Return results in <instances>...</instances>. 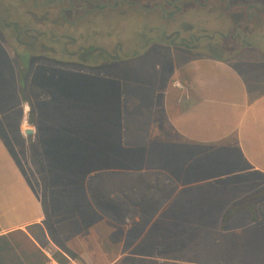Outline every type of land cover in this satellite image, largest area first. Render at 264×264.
<instances>
[{"label": "rangeland", "instance_id": "1", "mask_svg": "<svg viewBox=\"0 0 264 264\" xmlns=\"http://www.w3.org/2000/svg\"><path fill=\"white\" fill-rule=\"evenodd\" d=\"M45 1L37 0L40 6L34 8L35 2L31 0H14L16 5L14 2V4L10 3V0H0V47L4 48L9 56H12L13 63L17 68L19 67L18 60L20 55L24 54L25 48L30 47L34 51L32 55L33 66L40 63H48L46 65L58 64L66 65L65 67L70 66L67 64L73 63L67 59L68 56L70 58H73V56L67 54L77 52L81 45H85L89 50L108 49L111 53L110 55H118L117 51L120 48L126 51L127 47H132L127 52V55L121 52L120 56H131L120 60L118 64L115 61L113 62L111 58L107 59L109 61L100 60L97 58L99 55H96V58L92 61L89 60V63H82L81 65L83 66L76 68L86 70L95 68L97 72L95 70L92 71L102 76L108 78L117 76L120 80L124 78L128 85H131L132 92L135 95L134 98L140 102V106H145L146 108L150 107L143 105L142 101L138 99L140 92L145 89L142 94L150 95V99L151 95L157 92V87L160 89L161 86H166L168 83L167 78L171 76L169 70L173 69L176 58L182 59L183 62L190 58L205 56L230 58L232 64L240 67V70L245 73L250 85L254 86V75L247 70L248 67L242 66L243 64H241L240 60L245 58V62H250L255 61L257 58L252 55L253 52L248 50L238 52V45L240 44L233 46L224 40L227 30L226 17L223 18L221 14L217 13H222L223 8L221 7L223 6H221L222 4H217L216 0H210L209 7L191 4L189 7L192 6L194 9L191 10L190 15L183 17L179 13L175 21L164 20L165 24H163L166 26L175 24L179 26L180 24L186 30L195 29L191 33H183L184 38L178 39L179 42H181L182 38L185 39L184 41L187 43L184 44V47L190 44V41L193 43L191 40L192 35L204 40L202 41L203 45L211 46L210 48L203 47L196 52H191L186 48L173 49L169 48V46L157 45L159 43L148 45L151 40L150 37L153 38L149 32L157 33V29L152 30V28L155 24H158L159 20L157 18L161 16V9L155 8L156 2L154 0H132L136 3H143L145 7L152 9L151 12L154 11V14L147 13L138 4L130 5L132 3L127 4L123 0H118L120 8L117 10L108 6L107 9L98 10L85 4L74 2L76 7L71 11L66 10L70 7L67 0L60 4L53 2L50 5L45 4ZM116 1L112 0L109 3L113 6ZM170 1L173 2L174 0ZM198 1L206 3V0ZM209 8L212 11L211 17L210 15L206 16ZM63 9L66 10L65 15L62 14ZM125 11H129V13L127 12L128 14L124 15L123 12ZM171 12H173L172 8L166 7V14ZM236 12L235 10L234 13L238 15ZM262 16L264 17V13ZM125 17L126 19L124 20ZM210 19L211 27L208 23ZM238 19L235 20L237 21ZM127 20L132 22L133 26L129 23L128 25ZM73 24L75 27H73ZM139 24L144 25V31H140L141 29L137 28ZM246 24L247 22H244V25ZM200 29H205L206 31H201ZM13 31L17 32L16 36L23 43L24 48L21 50L18 49L20 45L15 41ZM173 31L168 28L164 34H157V37L165 41V36L171 35ZM82 32L86 33L85 36L82 35ZM33 35L36 38H32ZM146 36L148 37L146 38ZM69 37L77 38L78 40L75 45L67 49L65 46L70 45L71 41ZM81 38L83 39L82 42ZM85 39L89 41L87 44ZM208 39H212L211 42L213 44H208ZM260 40L262 39L251 38L252 42H257V44L260 42L264 45ZM223 42L226 43V47L231 49L237 46V51H224L222 49ZM144 48H147V50L152 49V51H143ZM51 51L54 54L48 56L47 53ZM89 56L87 55V57ZM4 60L9 66V59L5 58ZM110 64H115L116 66L104 67ZM50 69L47 74L43 73L39 77V83L43 90L40 94H44L43 96L46 97V100L39 101V103L46 108V113H49V119L41 120L43 128L54 127V124H60L61 120L64 121L69 114L75 113L74 111L83 110L85 105L83 98L89 97L87 102L90 100L100 101L102 94L108 95L113 91L111 83L115 82L114 79H111V81L99 79L94 84L93 78L78 76L76 72L62 71L59 66H53ZM263 74V70H260L255 73V78L261 79ZM260 83L261 86L257 87V89L264 91V84ZM17 93L19 92L17 91ZM31 93L32 87L28 76L27 86L21 98V110L24 114H27L26 117H28L29 122L32 114ZM144 97L149 100L146 96ZM99 104L98 108L101 110L108 105L103 100ZM18 106L16 105V110H19ZM87 106L86 109L89 110L93 105L87 104ZM150 109L154 110L152 106ZM57 120L58 123L56 122ZM150 126H152V120ZM168 147L163 146L159 150H154L156 148L152 149L150 151V160L154 164L159 161L170 160L188 161L193 159L205 163L216 161L220 165L213 168L206 167L207 170L205 172L209 171L208 174L211 178L212 176L233 175L230 179L231 183L226 185L223 183H203L206 178L200 176L195 180L200 183L194 184V181L189 182L183 177L174 176L175 169L172 167L160 169L165 173V175L161 176L163 179L161 185L165 183V190L169 194L174 195L175 191L180 188L184 190L181 193L179 192L175 199L168 201L165 209L160 214L144 217L145 219L135 217L129 210L126 212V209L122 220H118L111 213H108L105 209L110 207L109 202L118 199L120 194L105 192L96 201L83 189L70 190L64 195L69 197L65 203L74 205L71 209L72 212L79 214V211L84 210L88 213V209L91 208L92 213L86 215L88 229L85 234L70 246L72 252L79 259L71 258L82 264H117L121 260L126 262V264H264V244L262 241L264 238V175L245 172V168L241 163L238 164L239 167H228L226 170V161L230 160L237 164L239 157L236 153H226L221 150L220 147L222 146H210V148L198 146L193 150H184L177 153L169 151ZM160 170L155 171L160 172ZM205 174L208 175L207 173ZM156 176L147 177L149 179L147 181L157 183L158 177ZM237 180L243 181V184H238ZM66 181L69 182L68 180ZM190 186H193L192 190H186ZM218 187L224 189V191L216 190ZM62 194L57 193V197L60 198ZM152 194L157 197L156 192ZM252 194H258L260 197L256 214L259 221L262 220L263 223L259 226L256 224L258 227H254L251 224V213L244 211L237 214L227 226L223 227L222 218L227 206ZM47 202L48 208L52 212L55 205L53 200L48 201V192ZM61 203L62 200H56L57 205ZM66 216V220L58 222L57 227L62 237L68 240L80 230L81 226L75 217L69 218ZM255 228L263 232V238H259L257 240L258 243H254V246L248 245L242 248L234 246L233 241L242 242L247 237L248 232L252 231V229L255 230ZM254 237L255 234L252 233L249 236L250 241H254ZM219 245L224 250L217 249ZM48 246L51 247V243ZM57 254L60 255L61 253L57 252Z\"/></svg>", "mask_w": 264, "mask_h": 264}, {"label": "crops", "instance_id": "2", "mask_svg": "<svg viewBox=\"0 0 264 264\" xmlns=\"http://www.w3.org/2000/svg\"><path fill=\"white\" fill-rule=\"evenodd\" d=\"M150 51L152 49L146 52ZM252 55L257 58L255 61L245 62L244 58L240 62L254 75V86L247 81V76L240 67L232 64L230 58L205 56L190 58L184 62L176 58L173 69L169 70L171 76L167 78L166 86H161L160 89L157 87V92L150 99V95L142 94L145 89L140 92L138 99L154 110L152 126L148 132L145 131L147 142L135 145L134 142H127L130 130L125 123L126 98L135 95L124 78L120 80L117 76H102L96 73L95 68L86 70L76 68L79 66L46 65L48 63L32 65L29 75L32 114L29 122L27 114L21 110L23 91L18 68L14 65L12 56L0 47V236L18 230L26 231L31 225L45 222L42 182L31 160L32 145L42 160L43 172L47 176L48 201L53 200L55 205L52 212L49 210L52 221L60 238L69 248L88 229L86 215L91 213V208L88 213L84 210L79 211V214L73 213L71 209L74 205L65 203L69 197L64 193L79 188L92 197L89 184L100 173L118 176L119 182L125 185L124 188L117 185L113 187L112 194H120L118 199L112 200L113 203L120 204L124 198L128 199L127 196L131 197L132 192L137 194L136 197L141 195L152 198L147 204L137 201L139 198L127 202L126 212L129 210L139 219L160 214L168 201L175 199L184 190L180 188L174 195L169 194L165 190V183L161 185V176L165 173L160 169L172 167L175 169L174 176L194 181V184L200 183L195 181L200 176L206 178L203 183H231L233 175L211 178L209 171L205 172L206 167L220 165L216 161L205 163L193 159L170 160L154 164L150 160V151L154 148L159 150L163 146H169V151L177 153L193 150L198 146H222L221 150L236 153L239 157L237 164L227 160L226 170L228 167H239L238 164L241 163L245 172L264 175V91L257 89L261 86L260 82L264 84V74L261 79L255 78V73L260 70L264 72V48L263 52L253 51ZM5 58L9 59V66ZM53 66L61 67L62 71L76 72L78 76L93 78L94 84L99 79H114L115 82H110L113 91L108 95L102 94L100 101L87 102L89 97L83 98V110L74 111L64 121L61 120L60 124H54V127L43 128L41 120L49 119V113L39 103L46 100L44 94H40L43 90L39 77L43 73L47 74ZM115 66L110 64L104 67ZM102 100L108 105L101 110L98 106ZM87 104L93 106L87 110ZM16 105H19V110H16ZM28 130L32 131L31 135L27 134ZM155 175L158 177L157 183L147 181V177ZM236 182L243 184L240 180ZM192 187H187L186 190H192ZM216 190L224 191L219 187ZM155 192L157 197L152 194ZM57 193L63 194L59 198ZM57 199L62 200L60 205L56 204ZM134 201L139 205L136 206ZM154 201L166 203L156 208L153 207ZM142 207L149 209L140 210ZM105 210L111 213L108 209ZM114 213L113 211L111 215L116 218ZM65 215L75 217L81 226L68 240L62 237L57 227L58 222L66 220Z\"/></svg>", "mask_w": 264, "mask_h": 264}, {"label": "trees", "instance_id": "3", "mask_svg": "<svg viewBox=\"0 0 264 264\" xmlns=\"http://www.w3.org/2000/svg\"><path fill=\"white\" fill-rule=\"evenodd\" d=\"M73 2H79L93 8L104 7L109 4L112 0H72ZM33 58L30 55L21 54L20 59L18 60V74L19 82L22 87V91L25 90L27 86V79L31 72ZM135 97V96H134ZM134 97H127L125 104V123L130 134L128 135L127 142H134L135 145L142 144L147 142V135L145 133L149 131L151 124L152 109H147L143 106H140V102ZM133 132V133H132ZM132 133V134H131ZM31 160L34 166L36 167L37 173L42 182V194H43V208L45 213V222L44 224H34L26 228V231L18 230L10 232L8 234L0 236V264H46V258L44 257L42 251L40 250L39 244L42 247L48 246L51 242L56 245L59 249L65 252L68 256L79 259L72 250L62 241L58 231L52 221V217L48 208L47 202V176L43 172V164L40 157L37 155V152L34 146H31ZM111 173H100L96 175L90 181V188L92 189V198L98 200L103 192L112 193L113 187L121 186L124 188V184H121L118 179V176L113 177ZM112 182H115L112 184ZM122 188V189H123ZM136 193H131V197L128 199H123L120 204L109 202L110 207L107 208L108 211H114L115 217L123 219L122 211L126 209L127 202H132L133 198H139L137 201L147 204L152 201V198L147 196L136 197ZM260 197L258 194L248 195L242 199H239L235 202L230 203L226 212L222 218V226H227L233 218L240 212L247 211L251 213V224L254 227H258L263 223L262 220L259 221L258 215L256 214L258 202ZM136 206L139 203L134 201ZM154 206L158 208V205H164L166 201L153 202ZM117 209V210H116ZM148 210L147 208H140V210ZM114 216V215H113ZM258 226H257V225ZM262 230L258 231V228L252 231H249L247 237H245L242 242H234V246L242 248L245 246H254V243H258V239L263 236ZM254 233V241H250L249 236ZM263 238V237H262ZM264 244V238L262 239ZM217 249L224 250L222 246L219 245ZM56 257L60 259L61 262H67V259L61 254L56 253ZM117 264H126V262L120 261Z\"/></svg>", "mask_w": 264, "mask_h": 264}, {"label": "flooded vegetation", "instance_id": "4", "mask_svg": "<svg viewBox=\"0 0 264 264\" xmlns=\"http://www.w3.org/2000/svg\"><path fill=\"white\" fill-rule=\"evenodd\" d=\"M31 1L35 2L33 5L34 8H38L40 6V4L37 2V0H31ZM63 1L64 0H59V1L46 0L45 4L50 5V3H53V2L60 4ZM123 1H124V3H127V4L132 3L130 5L138 4L141 8H143V10L147 11V13H149V14L155 13L154 11L151 12L152 9L145 7V5H143V3H136L132 0H123ZM13 2H14V0H10V3H12V4L15 3V5H16V2H14V3ZM154 2H156L155 8L161 9V16L157 18L159 20L158 24H155L154 27L152 28V30L157 29V33L149 32L150 36H153V38L149 36L151 40L148 43V45H150L151 43L152 44L159 43L157 45H162V46L165 45V46H169V48H173V49L186 48V49H189V51H191V52H196V51L202 49L203 47H209V48L211 47L210 45H203L202 41H204V40H202L200 38L198 39L194 35L191 36V40L193 41V43H191V41H190L189 42L190 44H187V46L184 47V44H186L187 42H185L184 41L185 39H183L184 38L183 33H187V32L191 33V31H193L195 29L186 30L185 27L183 28V26L180 24H179V26H177L176 24L170 25V26L164 25L165 24L164 20L169 19V21H172V20L175 21L177 16L179 15V13L183 17L190 15L191 10L194 9L192 6L189 7V5H191V4H200V5H202V7H205V6L209 7L210 0H206V3L205 2L202 3L198 0H174L173 2H171L170 0H154ZM67 3H69L70 7H68V9H66V10L71 11L72 9H74L76 7V4L72 0H67ZM115 3L116 4L113 6H111L109 3V4L105 5L104 7H99V8H94V9L99 10V9H105V8L107 9L108 7H110L111 9L113 8L114 10H117L120 8V2L117 0ZM216 3L222 4L221 6H223V7H221V8H223V10H222V13L217 12L215 9L214 10L218 14H221V16L223 18L226 17V29L227 30H226V34L224 35V40L231 43L233 46L240 44V45H238L239 46L238 52H240V51L242 52V51H246V50H248L249 52H253V51L263 52L264 45H262L260 42L258 44H257V42H252L251 38L252 39H255V38L256 39H262L260 41H262L264 43V17L262 16V14L264 13V2H262V0H258V1L257 0L256 1L216 0ZM166 7L172 8L173 12L166 14ZM14 8L16 9V7H14ZM210 9L211 8H209L208 12L206 13L207 17H208V15H210V17H211L212 11ZM66 10L63 9V11H62L63 15H65ZM214 10H213V12H215ZM235 10L237 11L236 13L238 15H236L234 13ZM127 12L129 13V11H125V12H123V14L125 15ZM230 13L234 14L235 17H234V15L232 16ZM84 18H85V16H84ZM125 19H126V17L124 18V20ZM235 19H238V20L236 21ZM242 20H243V22H242ZM210 22H211V19L208 22L209 26L211 27ZM244 22H247V24L244 25ZM128 23L133 26L132 22L128 21L127 24ZM73 27H75L74 24H73ZM137 28H139V30L141 29L140 31H144L145 27H144V25L139 24V27H137ZM168 28H171L172 30H174L173 33H171V35L169 34V35L165 36L166 37L165 41L158 39L157 34H164ZM262 28H263V31H262ZM191 29H192V27H191ZM204 30L205 29H203L201 31H204ZM16 33L17 32H14L15 41H17L19 43L20 47L18 49L21 50L24 48L23 43L21 42L20 38L16 36ZM4 34H6V33H4ZM85 34L86 33L82 32L83 36H85ZM147 37L148 36H146V38ZM181 37H183V38H182L181 42H179L178 39ZM32 38H36V36L33 35ZM69 39L71 40L70 45L65 46L67 49L70 46L75 45L77 40H78L77 38H72V37H69ZM82 40L83 39L81 38V42H82ZM85 40L84 41L87 44L89 41L87 39H85ZM247 40L250 42H248ZM211 41H212V39H208L207 40L208 44H213ZM65 47H64V49H65ZM131 48L132 47H127L126 51H123L120 48L117 51L118 55H110L111 53L108 51V49L89 50L88 48L85 47V45H81V48L77 52L67 54V55L73 56V58H74L73 59L72 57L70 58L68 56L67 57V59H69L68 61L73 62V63H69L67 65L83 66V65H81L82 63H89V60L92 61L93 59H95L96 55H99V56H97V58H99L100 60H107V59L111 58V59H113V62L114 61L117 62V61L123 60L125 58H128V56L130 57L131 55H128V56H122L121 55L120 56V54H121V52H123L125 55H127L128 54L127 52L129 50H131ZM147 48H144L143 51L147 50ZM222 49L224 51L228 50V51L236 52L238 48H237V46H236V48H233V49L228 48V47H226V43L223 42L222 43ZM97 51L99 52V54H97L98 53ZM24 54L32 56L34 54V51H33V49H31V47L27 48V49L25 48ZM53 54H54V52H52V51L47 53L48 56H51ZM87 55H90V56L87 57ZM99 59H97V60H99ZM111 59H110V61H111ZM107 61H109V60H107Z\"/></svg>", "mask_w": 264, "mask_h": 264}, {"label": "built area", "instance_id": "5", "mask_svg": "<svg viewBox=\"0 0 264 264\" xmlns=\"http://www.w3.org/2000/svg\"><path fill=\"white\" fill-rule=\"evenodd\" d=\"M39 246V245H38ZM40 250L42 251L44 257L46 258V264H82L76 260H73L69 257L65 252L59 249L56 245L51 242V247H41L39 246ZM60 252L66 259L67 262L63 263L56 257V253Z\"/></svg>", "mask_w": 264, "mask_h": 264}, {"label": "water", "instance_id": "6", "mask_svg": "<svg viewBox=\"0 0 264 264\" xmlns=\"http://www.w3.org/2000/svg\"><path fill=\"white\" fill-rule=\"evenodd\" d=\"M27 134H28V135H31V134H32V131H31V130H28V131H27Z\"/></svg>", "mask_w": 264, "mask_h": 264}]
</instances>
